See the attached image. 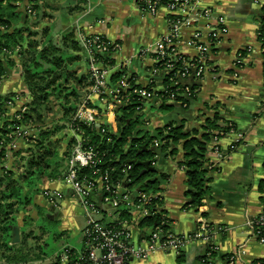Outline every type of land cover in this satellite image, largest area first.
<instances>
[{"label": "crops", "instance_id": "obj_1", "mask_svg": "<svg viewBox=\"0 0 264 264\" xmlns=\"http://www.w3.org/2000/svg\"><path fill=\"white\" fill-rule=\"evenodd\" d=\"M10 1L17 5L16 9L21 13L20 19L9 29H22L23 41L19 51L27 48L31 42L36 44L38 49L47 39L59 43L63 34L72 32V39L80 48L77 53L80 57L77 62V73L81 74L88 69L89 52L80 44V36L99 33L108 40L119 43V48L112 55L114 62L106 74L107 96L116 87V83L110 79L111 75L121 70H125L127 75H134L135 83L140 86H147L153 80L155 92L164 88L163 77L151 72L154 64L152 51L146 54L140 53L142 47L154 46L158 39L168 32L167 11L164 9L156 14H149L134 0ZM27 3L33 5L34 14L25 12ZM262 4L264 0H198L194 6L197 13L195 26L202 27L223 20L224 31L210 51V68L200 82L196 96L190 99L187 107L173 102L170 110L165 113L160 112L162 101L156 96L147 101L143 110L147 121L144 127L152 135L155 134L156 128L181 120L187 128H195L202 133L206 118L212 117L214 113L231 120L237 130L244 134L242 143L231 152H228L231 136L226 135L220 139V147L227 156L217 166V170L209 173L211 193L203 200L198 210L186 206L188 201L185 195L186 174L179 163L183 159L180 146L174 158L164 151L155 156L153 164L157 172L165 176L159 183L162 199L158 205L162 214L167 217L168 226L173 232L192 234L201 219L224 228L215 236L218 249L211 259L214 264H229L224 257L237 250H239L237 260L233 264H252L256 260L264 264V244L251 235V229L247 224V221L259 214L264 206V121L260 116L261 103L264 100V81L263 54L258 40V17ZM204 10H208V13ZM193 32V26H182L180 29L181 51L188 56L197 53L196 47L190 44ZM246 47H250L251 52L245 53L243 64L236 65L234 61L237 53ZM18 52L8 55L13 58L14 64L7 66L5 63V74L0 77V94L20 96V100L6 107V113L10 117L20 115L19 120L22 122L23 119V123L19 127L28 124L30 126L28 131L34 135V139L28 137L19 139L16 140V144L6 140L0 150V175L13 172V176L20 183L22 196L26 194L25 192H32L31 204L25 206L18 202L10 213L14 220L10 231L11 247L8 250L0 249V260L5 261V264H22L27 261L23 257L26 253V243H23L30 235L26 237L25 234L32 230L21 231V227L30 224L43 209L49 212L48 217L52 219L63 215L67 219L66 214L72 215L74 209H77L82 220L79 228L81 247L84 245L82 232L87 222L84 209L74 197L65 179L67 158L73 138L66 132L65 127L71 116H63L59 101L56 100L58 109L55 116L50 118L52 121L49 124L40 123L46 120L45 117L38 120L32 116L24 120L25 114L29 112L32 93L26 83ZM234 72H238L237 78L233 76ZM78 89L82 95L80 100L88 94L90 108L98 110L97 118L100 122L106 123V116L102 114L106 103L102 96L92 92L89 84ZM49 103H47L48 109L51 110L52 106H49ZM23 107L25 109L22 110ZM44 130L49 131L48 137L42 144L34 147ZM35 152H38V155L42 152L46 154L43 157L44 162L40 165V167L43 165L42 170L34 173V185L26 188L21 179L18 180V176L25 174L28 159L31 153ZM55 156L58 157V161L51 162ZM211 156L213 157L207 153V158ZM15 157H19L20 161L13 169L9 168L10 164L12 166V162L16 161ZM56 174L58 176H55ZM6 183L5 181L0 189H3ZM68 221L71 225H75L73 220ZM137 223L132 226L135 240L144 236ZM15 228L18 229L16 238ZM40 242L36 245H41ZM80 248L64 246L53 254V263L58 261L59 264H67V260L62 256L63 251L68 249L77 256ZM181 251L184 255L182 264H204L199 258L204 253V247L200 242L188 240ZM13 254L17 259L8 262L6 257ZM46 258L45 253L42 252L39 253L38 258L28 260H40L42 264H51L45 263ZM128 264H178L177 253L155 250L147 258L132 259Z\"/></svg>", "mask_w": 264, "mask_h": 264}, {"label": "trees", "instance_id": "obj_2", "mask_svg": "<svg viewBox=\"0 0 264 264\" xmlns=\"http://www.w3.org/2000/svg\"><path fill=\"white\" fill-rule=\"evenodd\" d=\"M17 5L9 0H0V77L5 74V63L7 66H11L12 57L5 54L4 49H12L17 45L20 46L23 41L22 29L10 27L16 23L21 16V13L17 11ZM172 18V15L168 16ZM259 29L258 39L264 41V4H262L259 13ZM79 46L77 42L72 39V32H67L62 35L59 43H54L51 39H47L44 44L38 49L36 44L29 43L27 48H23L18 52L21 57V64L25 75V80L32 93V99L30 103L29 112L25 114L24 120H28L30 117L41 119L45 112L48 111V104L50 97H54L59 101V107L64 117H72L75 109L77 108L80 98L82 97L78 87L82 88L85 84H90L89 71L78 74L77 62L80 59L78 51ZM111 48L108 46L105 52L96 54V58L104 65H112L114 60L110 54ZM13 54H17L14 52ZM12 54V55H13ZM243 54H245L243 52ZM263 54V81H264V53ZM6 57V58H5ZM181 59V58H180ZM209 63V62H208ZM181 61L178 59L174 62L175 68H179ZM89 66V63H87ZM174 76L178 81L174 84L173 80H169L170 76ZM123 76H126V82L128 87L127 91H132L135 88H142L139 84L135 83L134 75H127L125 70L117 71L110 77L111 81L120 80ZM163 77V90L158 91L161 98L160 108L170 110L173 106V102L187 103V107L190 99L194 98L200 87V82L196 80L192 75L186 77H178L174 75V72H170ZM180 84H186L189 86L191 92L186 96H180L177 88ZM154 85L152 80L145 89L150 90ZM8 95L0 94V109L5 105V102L9 98ZM132 99L127 104L118 108L114 114L107 115L106 123L100 122L99 126L94 123L88 125L80 123V129L84 137L83 146H95L99 151L98 157L100 159L99 166L101 172L108 173L110 186L113 187V183L116 181H122L126 179L125 184L130 185L137 182L139 188L136 191L148 192L161 189L160 179L164 178V174H159L156 169L144 170L142 164H137V161H149L150 164L153 157L156 156L155 149L161 148V152L166 151V154L175 157L178 150V146L182 149L183 159L179 162L186 174L187 189L185 195L188 197L186 206L192 207L196 210L203 204V200L211 193V186L209 184V173L217 170V166H212L207 158L208 142L213 135L218 137H224L228 130L232 127L236 128L235 124L228 119L220 117L218 113H214L212 117H208L203 125V132L199 133L195 128H187L184 122H171L167 125L156 128L155 134L152 135L149 131L141 129V121L139 113L136 112L135 106L140 104L138 95L132 93ZM173 100H170V99ZM171 101V102H169ZM43 105V108H42ZM47 107V109H46ZM121 112V115L118 114ZM260 116L264 121V100L261 103ZM71 119V118H69ZM222 122V123H221ZM21 120H13L10 122V128H7V124L0 127L1 135L18 127ZM143 125V124H142ZM109 128L110 131L104 133L101 132L103 128ZM49 131L44 130L40 134V138L34 147L38 144H42L48 137ZM160 138L162 143L160 145L154 144L155 138ZM109 139V140H108ZM242 140L230 144L228 152L236 150ZM264 147V141H263ZM46 152H42L38 155V152L31 153V157L27 162V169L25 174H19L18 180L21 179L23 186L31 188L34 185V173L41 171L44 162V155ZM135 160L129 162V160ZM124 165H130L127 170V175L122 173L120 169ZM80 174H88L91 176L89 168L83 167L79 170ZM55 176H58L56 174ZM5 187L0 189V249H9L10 231L11 226L14 224L10 213L14 209V205L21 202L25 206L31 204V192H25L22 196L21 186L19 181L13 176V172L0 175V186L4 183ZM129 181V182H128ZM30 193V194H29ZM13 198V201H7L6 199ZM90 200L98 203L99 197L95 195L90 196ZM24 206V207H25ZM127 206V205H126ZM155 207H150V210H155ZM118 210L120 218H130V211L127 208ZM150 214L142 218L137 226L141 234H144V238L148 237L154 226L160 220V213ZM168 224L164 227L167 228ZM31 232L29 231L25 236L27 237ZM142 237V238H143ZM25 239V238H24ZM23 242V241H22ZM26 242L24 241L23 244ZM37 250L35 252L29 250L24 254V260L38 258L39 253H42V244L35 246ZM209 248H206L208 251ZM73 251V250H72ZM85 246L83 245L79 250V255H83ZM30 253V254H29ZM44 253V252H43ZM32 254V255H31ZM216 251H212L211 255L205 253L199 256L200 260L204 264H214L212 258H214ZM16 255H9L6 257L8 262H14L17 258ZM77 256L70 254L67 264H84L83 260H79ZM229 255L224 259L228 260ZM184 255L182 251L177 253V261L182 262ZM51 264H59L58 261Z\"/></svg>", "mask_w": 264, "mask_h": 264}, {"label": "built area", "instance_id": "obj_3", "mask_svg": "<svg viewBox=\"0 0 264 264\" xmlns=\"http://www.w3.org/2000/svg\"><path fill=\"white\" fill-rule=\"evenodd\" d=\"M38 1V0H37ZM140 8L149 13L156 14L159 10L164 9L167 11V19L169 29L166 34H163L154 46L142 47L140 53L146 54L152 51V58L154 64L151 67V72L154 75L166 76L170 72H174L175 76L186 77L192 75L199 82L202 81L206 72L210 68L208 63L210 60V51L217 43L220 35L223 33L222 27L223 20H219L212 24L205 26H195L194 20L197 16L195 12V4L198 0H134ZM208 13V10H204ZM27 14H34L35 10L31 3L25 6ZM180 13V14H179ZM172 15V18L168 16ZM182 26H193L194 32L190 39V44L196 47L197 53L194 56H188L182 53L180 47V29ZM259 40V39H258ZM261 52L264 53V41L259 40ZM80 44L89 52V87L92 92L102 96L106 103L105 110L102 113L106 116L114 114L115 108L127 104L132 99V93L138 95L140 104L135 106L137 113H143L145 104L154 97L160 96L154 91L142 88H135L132 91H127L128 84L126 76L120 80L114 81L116 87L111 90L110 95L107 96L108 84L106 74L110 65H104L96 58V54L106 51L108 46L111 48L110 54H113L119 48V43L110 41L102 34L95 33L90 36L81 35ZM149 47V48H148ZM19 46L12 49H4L6 54L12 55L14 52L19 51ZM244 53L251 52L250 47H246L239 51L235 57L234 63L236 65L243 64ZM181 58V59H180ZM180 60L179 68H175L174 62ZM233 76L238 77V72H234ZM169 80H173L174 84L178 81L174 76H170ZM163 90V89H162ZM180 90V96L188 95L191 90L186 84H180L177 91ZM20 100V96H9L5 105L0 109V127L7 124L10 128V122L19 120L20 115L13 117L8 116L6 107L12 105L13 102ZM170 100H173L172 98ZM90 99L88 94L85 95L72 115L71 119L66 123L65 130L70 133L72 138L70 154L67 158V172L66 182L70 187L74 197L78 199L79 204L82 206L87 218L85 227L83 228V238L85 251L83 255H78L79 260H83L84 264H128L132 259H145L149 254L155 250L174 251L179 253L182 250L185 242L188 240H196L204 247V253L211 255L212 251H216L218 246L215 244V236L222 232L224 228L219 225H213L206 220L201 219L198 227L192 234H177L173 232L168 224L165 214L160 213V220L154 226L148 237L135 240L132 226L150 214H155L160 211L158 202L162 199L161 192H140L129 190L128 185L125 183L126 179L116 181L113 187L110 186L108 173L102 174L100 159L98 157L99 151L95 146H83L84 137L80 129V123L100 125L97 118L98 110L90 108ZM182 107L187 103L178 102ZM5 108V109H4ZM25 109L24 107L22 110ZM100 112V111H99ZM146 120L144 124H146ZM222 123V122H221ZM27 125V126H26ZM30 126L25 124L23 127H16L4 135L0 133V150L5 145L6 140L11 144H16V140L31 138L34 135L29 132ZM110 131L107 127L101 130L102 133ZM226 135L231 136V144L237 143L244 138L243 132L231 126ZM225 135V136H226ZM220 139L217 135H213L208 142V153L213 155L209 157V163L212 166H218L227 153L220 147ZM109 140V139H108ZM162 141L160 138L154 139L155 145H160ZM154 161L151 162L153 166ZM83 167L89 168L91 176L88 174H80L79 170ZM130 165H124L120 171L127 175V170ZM129 182V181H128ZM95 195L99 197V202L95 203L90 200V196ZM120 204L133 205L134 208L130 209V218H120L119 212H111ZM155 207V210H150V207ZM133 214V216H131ZM251 229V235L261 244H264V206L259 214L250 218L247 221ZM209 248L206 251V248ZM237 250L235 253L230 254L227 262L233 264L237 260ZM71 252L65 249L62 256L68 261ZM78 264V262H74ZM252 264H261L259 260L254 261Z\"/></svg>", "mask_w": 264, "mask_h": 264}, {"label": "rangeland", "instance_id": "obj_4", "mask_svg": "<svg viewBox=\"0 0 264 264\" xmlns=\"http://www.w3.org/2000/svg\"><path fill=\"white\" fill-rule=\"evenodd\" d=\"M10 1V0H9ZM57 2L62 1V0H56ZM66 2V0H64ZM6 54V51H4ZM8 55V54H6ZM6 58V57H5ZM49 106H52V111L49 110L48 112H45V115L42 117V119L45 117V121L40 122L42 125L49 124L52 120L50 118L55 116V113L57 112L58 109V104L56 99L54 97H50L49 99ZM51 111V112H50ZM160 112H167V109H160ZM139 118L141 121H145L146 116L144 113H139ZM144 122H141V129L146 130L144 127ZM35 127H32L34 129ZM150 133V132H149ZM151 134V133H150ZM16 158V157H15ZM19 158V157H18ZM16 158V161L12 162V166L10 164L9 168H14L16 166V163L20 161V158ZM58 157L55 156L51 160V162H57ZM153 160H155V156L153 157ZM154 167V165H153ZM19 168H17L18 170ZM155 169V167H154ZM139 185L137 182H134L133 184H130L128 186L129 190H136L139 188ZM162 189L156 190V191H148V192H160ZM127 204H120L116 206L114 209H110L111 212L115 213L116 211L120 210L123 208H127L128 210L133 209V205H127ZM81 208V206L79 207ZM49 212L46 209H43L42 212L39 214L37 218H33L31 223L27 224L26 227L22 226V230H32L29 237L26 238V252L29 250L33 251L35 250L36 244L40 242L42 244V250L45 253V256L47 257L45 259V263H53V254L57 251L63 248L64 246H69V247H74L79 249L81 247V243L79 241L81 232L79 230L80 226L82 225V220L78 215V210L74 209L73 214H66L67 219H71L74 221L75 225H71V222L66 219V217L59 216L58 218H49L48 217ZM67 220V221H66ZM38 237V238H37ZM39 240V241H38ZM25 251V250H24ZM37 250H35L36 252ZM30 254V253H29ZM32 255V254H31ZM44 262V261H43ZM178 264H182L181 262H178ZM0 264H5V261L0 260ZM22 264H42L40 260H27L26 262H23Z\"/></svg>", "mask_w": 264, "mask_h": 264}, {"label": "water", "instance_id": "obj_5", "mask_svg": "<svg viewBox=\"0 0 264 264\" xmlns=\"http://www.w3.org/2000/svg\"><path fill=\"white\" fill-rule=\"evenodd\" d=\"M115 111H118V109L117 108H115ZM118 114L119 115H121V112H118ZM155 153H156V155H158V154H160L161 153V148H156L155 149ZM135 160L133 159V160H129V162H134ZM137 164H142L143 166H144V170L143 171H146V170H153L154 169V167L150 164V162L147 160V161H137L136 162ZM17 232H18V229L17 228H15L14 229V235H15V238L17 237Z\"/></svg>", "mask_w": 264, "mask_h": 264}]
</instances>
